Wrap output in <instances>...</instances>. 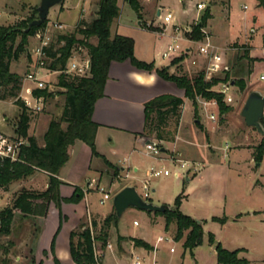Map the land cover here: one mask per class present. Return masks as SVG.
Returning a JSON list of instances; mask_svg holds the SVG:
<instances>
[{
	"label": "rangeland",
	"instance_id": "obj_1",
	"mask_svg": "<svg viewBox=\"0 0 264 264\" xmlns=\"http://www.w3.org/2000/svg\"><path fill=\"white\" fill-rule=\"evenodd\" d=\"M71 1L78 0H67ZM178 0H172L174 3V9L168 7H162L165 11H170L175 17L179 15V3ZM200 1L206 3V9L211 8L219 9L220 12H225L226 15L229 10V0H184L183 8L185 10L196 9V4ZM100 3V0H98ZM168 2V1H167ZM41 0H0V26H12L21 21L36 19V9L40 5ZM142 6V16L139 17L137 13L123 0H119L120 8L122 9L120 18L115 22L112 31L118 26L119 32L129 37H133L140 44L144 38L143 35L151 37L155 40V35L150 32L154 31L158 35L161 32V20L156 17V9L160 6L157 4V0H140ZM256 0H232L231 2V17L233 27L227 28L224 25L219 24L215 31L219 35L221 40H227L233 37L234 34L239 32H249L251 30H257L255 37L254 32L246 33V37L243 40H234L227 46H219L215 39H213L216 46L222 51L226 57V61H229V65L241 63L248 67V61L244 58L240 60V57L248 50L251 56V45L257 48L255 55H262L264 53V11L256 6ZM63 6V3L60 7ZM243 6H246L244 8ZM56 6L50 10L48 25L50 29V37L56 40L59 35L74 33L76 30H65V27L61 30H55L53 24L59 23L54 20L55 12L60 9ZM214 8V9H213ZM63 9V8H62ZM225 9V11H224ZM177 10V11H176ZM198 13V17L193 20L192 24H178L182 27L190 26L191 29L201 21L202 14ZM196 14V15H197ZM139 17V18H138ZM86 19H91L86 17ZM63 24H73V21H65L61 19ZM57 21H60L58 18ZM143 22L140 25V22ZM61 22V21H60ZM176 23V22H175ZM70 29V28H69ZM193 31V30H192ZM209 30L206 29V32ZM115 32V31H114ZM189 34H185L184 37L188 38ZM213 38L214 34H210ZM219 39V40H220ZM255 39V40H254ZM96 43V39L92 40ZM154 43V42H151ZM186 44V43H185ZM39 42L33 39H29L28 49L33 51ZM76 59H87L86 54H76ZM30 71V61L27 54H22L20 59L12 61L11 72L25 77ZM254 79L251 80L250 76L245 77L247 88L242 91L238 86L232 90L234 102L227 104L230 111L224 115H220L215 107L201 110L198 107V114L191 112L192 101L186 104L184 108L182 127L179 131V127H171L168 129L173 140L168 142H156L154 136H150L149 139L161 149H174V152L166 150L161 158V164L156 165L158 168H166L169 171H173L178 168V165L172 162L170 159L181 157L175 156V144L179 140L180 148L183 146H190L191 153L189 155L185 153V158H191L200 163V166L204 164L205 169H202V180L193 179L190 183L186 182V178L178 180L173 176L151 178L150 189L151 198L157 203V197L162 196L167 200H174L181 193V198L184 195L188 196V201L185 203V210L191 212L192 216H198L203 220H210L213 218L223 219L228 218L227 225H221L216 223H209L205 227L207 233H205L203 245L197 247L191 254L189 250L184 248L188 232L184 234V237L180 240H176L177 226L175 223H171L170 227L166 229V217L163 215L148 213L135 208L128 209L123 216L118 220L116 225L115 221L112 222L110 228V236L108 246L106 249H101V244L96 243L97 254L103 261L102 264H114L113 251H117L122 244L123 237H119V233H125L127 235L135 236V240H142L148 243L149 241H156L158 237L162 236L170 238L172 242H164L160 245V261L159 264H218L215 254V249L208 242L209 232L216 235L217 240L222 243L223 247L234 249L244 248L249 251L245 257L254 261L253 264H264V225L260 222L262 217L252 218V214L256 210L264 208L263 203H260L259 199H255L251 196L250 182H249V165L251 149L258 147L263 137L253 128L246 125L244 118L242 117V109L245 105L248 95L257 90H264V81L261 80V75L264 74V62H258L255 69H253ZM61 74H54L48 80H50L51 90L53 96L49 98L44 106L42 113L38 115H31L30 126L31 129L35 128V123L40 116H51L52 120H60L64 111L66 103V90L58 86ZM175 75H178L175 73ZM182 75V74H181ZM187 76V75H186ZM198 76L192 75L189 78H195ZM232 79H238L232 77ZM251 80V81H250ZM50 88V87H49ZM214 86L212 89H217ZM184 91V90H183ZM14 99H8L6 101H0V133L1 137L6 138L10 143L18 145L20 142L27 144V138L15 133L18 127L20 116L22 111L20 107L14 104ZM199 105V104H198ZM201 114V116H200ZM215 116V120L210 118L211 115ZM47 117V116H46ZM51 119V118H50ZM199 121L200 124H196ZM66 124L62 127L66 128ZM29 133V132H28ZM30 136V133H29ZM35 137V136H34ZM37 141L40 146L44 145V136H38ZM257 139V141H255ZM117 138L110 142L108 138L100 139L98 146L96 144L97 151L104 154L100 160H94L92 164L91 177L100 180V188L106 193L111 194V199L106 201L105 204L100 203L103 195L98 191L96 179L91 180L83 189L84 196L86 193H90L89 199L94 211L106 214L107 216H114L115 209L113 205L114 197L123 188L133 185L136 187L140 194H143V182L145 177L143 173H139L136 180L122 178L119 168L126 158V155L131 150L129 143L127 146L120 145L116 142ZM184 140V141H183ZM17 143V144H16ZM186 144V145H185ZM258 144V146H254ZM146 145L140 143L137 147L140 152L139 157L144 160L147 169L151 167L153 156H149L146 151ZM238 149V150H236ZM242 150V151H239ZM167 153V154H166ZM156 158V157H155ZM158 158V157H157ZM184 160V159H182ZM203 167V166H201ZM118 171V175L115 177V172ZM261 172L264 175V165L261 168ZM192 173L189 174V176ZM264 181V179H263ZM43 186L38 184H29L25 180L19 181L5 191L0 189V211L10 207L15 197L24 189L30 191L38 190L44 191ZM156 188L157 192L153 193V189ZM75 192V191H74ZM74 194V193H73ZM151 200V199H150ZM64 209V208H63ZM186 211V212H187ZM251 214V215H250ZM46 218V217H45ZM41 217L39 218H27L17 219L16 223L12 226L10 234H4L0 232V264H27V261H32L35 258L34 254L39 249L37 238L42 233L44 225L42 224ZM196 220V219H195ZM134 221L139 223V226H134ZM198 221V220H196ZM102 223V222H101ZM203 227L204 224L200 223ZM90 226V223H83L77 225L73 231H77ZM101 224H98L94 229V234L98 235ZM91 227V226H90ZM145 238L140 239V238ZM36 238V239H35ZM111 238V239H110ZM127 242L132 241L131 238H125ZM133 242V241H132ZM117 244V245H116ZM50 248V245H48ZM113 246V248H112ZM151 247V246H150ZM31 248H33L31 250ZM48 248V249H49ZM171 248L175 249V252L170 251ZM68 251V250H67ZM151 251V249H147ZM155 251V249H154ZM106 252V253H105ZM103 254L105 258L103 259ZM240 254V253H239Z\"/></svg>",
	"mask_w": 264,
	"mask_h": 264
},
{
	"label": "trees",
	"instance_id": "obj_2",
	"mask_svg": "<svg viewBox=\"0 0 264 264\" xmlns=\"http://www.w3.org/2000/svg\"><path fill=\"white\" fill-rule=\"evenodd\" d=\"M131 8L142 16L140 0H124ZM259 6L264 8V0H258ZM37 12V9H36ZM121 9L118 0H100L99 10L96 17L91 21H80L74 33L59 35L46 49L51 62L47 66L53 71L63 72L74 54L85 53L90 61V70L84 77L60 75L58 86L66 90V103L60 120H51L48 130L44 135V145L40 146L35 137L29 136L31 116L25 102L20 98L23 77L11 72L12 61L20 59L22 54H27L30 63L31 53L28 52L29 39L42 33L48 20L41 27H34L25 32L34 18L21 21L12 26H0V101L14 99L15 105L20 107L22 114L15 133L26 137L27 144L20 148L17 160L9 158L0 159V189L7 191L10 186L17 182L27 180L37 171L49 174V184L46 190L30 191L24 189L15 197L12 205L0 211V232L10 234L16 220L27 218L47 217L51 205H54L60 214V225L54 235L50 252L53 255L54 264H61L56 256V241L67 218L63 215V204H77L81 202L84 193L77 188L70 198L62 196L61 187L64 184L58 179L60 170L69 161V147L76 141L86 143L94 155H99L96 149V135L98 124L92 120L95 105L104 97V90L109 78V68L113 62L131 61L139 70L156 72L164 80L173 82L179 89L184 90V98L173 95L156 97L145 104L146 124L142 136L149 139L154 136L155 141L168 142L173 140L168 129L180 126L182 108L185 99L192 101L196 115L198 114V101L205 99L216 101L221 115L230 111L224 102V96L212 90L221 82H234L242 91L247 88L245 77L253 73L255 60L250 57L248 50L241 59H247L248 67L241 63L233 64L223 77L207 81L203 72L195 78L186 75L171 74L167 67L156 68L154 63L140 61L135 56V40L132 37L116 35L112 36L111 28L115 20L120 16ZM38 15V12H37ZM207 11L202 20L193 27V32L188 36L195 41L204 39L203 29L210 18ZM96 39V43L92 40ZM184 56L177 58L172 64L184 60ZM238 78L232 79L231 78ZM36 96L51 98L53 95L47 91H36ZM66 124V128L62 125ZM200 124V123H199ZM264 156V139L255 148V160L261 162ZM150 201V200H149ZM182 198H176L173 210L165 213H155L166 217V229L171 223L177 226L176 240L180 241L188 232L184 248L193 252L204 243V229L198 221L181 212ZM152 213V212H148ZM116 211L114 216H107L101 223L98 235L94 229L98 223L92 222V226L72 231L70 233V254L75 264H102L97 254L96 243L101 244L104 250L108 246L110 228L113 221H117ZM213 221L225 224L228 219L213 218ZM135 246L151 249L142 240L131 239ZM208 242L215 247L218 264H250L247 259L239 257V250L228 251L217 241L212 233L208 235ZM44 256L48 252L44 251ZM32 264H36L32 259ZM39 264H42L39 263Z\"/></svg>",
	"mask_w": 264,
	"mask_h": 264
},
{
	"label": "crops",
	"instance_id": "obj_3",
	"mask_svg": "<svg viewBox=\"0 0 264 264\" xmlns=\"http://www.w3.org/2000/svg\"><path fill=\"white\" fill-rule=\"evenodd\" d=\"M183 1L184 0L177 1L179 3V7H180V4H181V7L179 9V15L176 17L177 21L175 22L178 24H182V23L192 24L193 20H195L198 17V14L196 12L198 13L202 12L197 9V4L200 2H204V1H200L196 4L195 11L193 9L185 10L183 8ZM123 2L126 3L124 0ZM171 2L172 0H157V4L160 6V8L158 7L156 9V14H155L156 17H159L158 12L160 9L165 11L162 7H168L171 10L174 9V3H171ZM231 2L232 0H229V10H228L227 15L225 12L223 13L220 12L219 9L213 8L214 10L212 11L211 8H207L205 9V12L202 14V17H201V20H202L206 12L210 11L211 16L207 20L204 30L206 31L207 29L209 30L208 32L210 34L211 33L214 34L215 36L214 38L210 35L211 40L214 43L213 39H215L219 46H227L234 40H239V39L243 40L246 37V33L254 32L255 37L258 34L257 30L254 29L249 32L241 31L239 32V34H234L232 38L227 39L225 41L219 38V35L215 31V28H217L219 24L224 25L227 28L229 27L234 28L232 24V17H231ZM118 3H119V0H118ZM256 4H257L256 5L257 8H260L264 11V8L259 6L258 0H256ZM60 6L61 5H59V7ZM243 7L245 8L246 6H243ZM98 10H99L98 0H78V1H71V3L65 0L63 2V6L60 7V9H58V11H56L54 14L55 17H57V19L59 18L61 22L57 21V19H55L54 21L59 22V24L63 25V27H65V30H73L75 28L77 29L80 21L82 20L91 22L96 17ZM121 12H122V9H121ZM87 16L90 17L91 19L90 20L86 19ZM120 16H121V13H120ZM61 19L65 21L71 20L73 21V24L72 23L63 24L64 22ZM117 20H115V22ZM115 22L113 23L112 27H114V24H117ZM142 24L143 22L141 21L140 25ZM118 26L119 25H117V28L114 30L115 32L112 31V28H111L112 36H116V35L126 36L119 32ZM186 27L191 28L190 26H187V25ZM150 32L155 35V40H152L151 37L148 39L149 36L143 35L144 38L141 40L139 44L137 40L132 37L135 40V56L138 60L146 62V63H154L156 68L167 67L171 74L176 73L178 75L182 74V75L192 76V75H196V74L203 72L204 67H205L204 58L197 57L199 61L197 66H193L190 63V60H191L190 58L192 55L188 57L186 56V58H184L183 61L176 63V64H172L173 61L164 60L161 55L166 49L167 45L169 44L170 37L168 35H165V36L158 35L156 32L151 31V30ZM168 34H171L170 29L168 30ZM31 39L39 42V39L37 36L31 37L30 40ZM151 42H154V43H151ZM256 49L257 48L252 43L250 57L255 60L254 69L256 68L258 62L260 63L264 62V53L259 56L255 55ZM29 51L30 49H28V52ZM225 61H226V57H225ZM226 63L228 65L230 64L228 60L226 61ZM229 67L231 66L229 65ZM263 75L264 74H262L261 77ZM250 79L251 80L254 79L253 74L250 76ZM235 87L236 86L234 85V88ZM261 91L264 92L263 89ZM163 95H173L176 97L184 98V91L182 89H179L175 83L161 78L156 72H148V71H143V70H139L135 68L133 64L131 63V61L129 60L125 62H113L111 64L109 68V78L105 85L104 97L97 101L94 112H93L92 120L94 123L98 124L99 126L97 130V135H96L97 146H98V143L100 142V139L102 138H108L110 142H113V139L117 138L116 142L120 143V145H123L124 147L127 146L126 145L127 143H129L128 146L131 150L126 155V158H124L123 161L119 162V164H121V167L119 168V172L122 178H125L126 180L128 178L136 180L138 177L137 175L145 171V173L142 174L143 177H145L144 182L146 180H149V183H151V179L149 177L150 169L152 167H157L156 165L161 164V162H164L162 160H166L163 158L153 157L154 159L151 163V167L147 169L145 166L144 160L139 157L140 152L138 151V148H137L140 146V143L143 144L144 146L147 144V141H152L148 139L147 137L142 136V134L145 131V124H146L145 104L148 101L156 97L163 96ZM187 102L190 103L188 100H186L182 108V117H181V122L179 126V131L181 130V127H182L184 108L186 104H188ZM198 104H199L198 107H200L199 110L201 113V110H203L204 108L202 104V100H199ZM190 105L192 109L191 112L193 113V118H194V113H196L195 108L193 106V103H191ZM212 107H215L216 110H218V108L214 105L208 106V109ZM218 113L220 114L219 110H218ZM51 120H52L51 116H48V115L40 116L37 119V123H35V128L31 129V126H30V129H29L30 136L32 137L35 136L36 139L38 136H44L46 131L48 130ZM196 124H199V121H196ZM0 133H2V131H0ZM177 141L178 142H176L175 144V148H176L175 156L177 158L181 157V159L191 162L198 168V172L186 178V182L190 183L195 178L198 180H202L203 175L201 172H202V169L203 170L205 169L204 164H202L201 166L203 167H201L200 163H198L196 160H191V158H188V156H186L185 158L184 152L186 153L188 152L187 154L189 155V153H191V148H189L190 146L186 144H185L186 146H183L180 148L181 145L179 143V140ZM255 141H257V139H255ZM254 146H258V144L253 145V147ZM166 150H170L171 152H174L173 148L166 149ZM239 151H242V150H239ZM97 152L99 153V155H94L92 153L91 148L82 141H76L73 145L69 147V161L60 170L57 176L58 179L64 183L61 187L62 196L64 198H70L77 188L83 190L85 189V186L87 185L89 181L96 179L90 176L93 170L92 164L94 160H100L101 157H104V154L100 153V151H97ZM247 152H249V155H250V162H249L250 165H249L248 176H249L250 189H251V194H252L251 196H254L256 200L259 199L260 203H263L264 205V181H263L264 175L261 172V168L264 165V156H263L262 161L258 163L255 160V148ZM116 175H118V171L115 172V177ZM25 181L33 185L40 183L41 186L44 187L43 190L44 189L46 190L49 184V174L44 171H37L35 172L34 175H32L30 178H28ZM97 181H98L97 183L98 191L97 192L100 193V189H101L100 180L98 179ZM129 186H133V185H129ZM35 191H38V190H35ZM156 192H157V189L154 188L153 193H156ZM181 194H184V193H181ZM89 195L90 193H86V195L83 197L81 202L77 204H66V203L63 204L64 209L62 210V213L67 218V220L64 221L63 228L57 237L56 249H55L56 256L60 260L61 264H75L70 254V233L77 227V225L89 222L90 226H92L93 221H96L98 224H101V222L108 215V213L103 214V213L94 211V209L92 208L90 199H89ZM150 199H151L150 200L151 202H153L154 204L156 203L154 202L153 198L150 197ZM175 201H176V198L174 200L171 199L169 201L167 199H164L162 196L157 197L158 205H169L173 208ZM187 201H188V196L184 195V198L182 199L181 212L191 217L192 219H196L200 223L204 224L203 225L204 234L207 233L205 230V227L209 225V223L221 224V223L213 221V219H211L210 221V220H203L196 215L192 216L191 212L185 210V203ZM251 216L252 218L262 217V220H260V222L262 223V225H264V208H261V210H256ZM60 221L61 220H60L59 211L56 209L54 205H51L47 217L42 219V224L44 225V227H43L42 233L37 238L39 249L38 251L33 253L35 256L34 259L37 262L36 264H39L41 262L42 264H54L53 255L51 254L50 248L48 245L51 246L52 239L58 230ZM135 222L136 221H134V223ZM227 224H228V221L225 224H221V225L224 226ZM209 233H212V232H209ZM119 237H123V242L121 245H119L118 243V246L120 248L117 249L116 252L115 250L113 251L114 264H138L137 262L139 260H140V264H159L160 254H158V252L160 251V245L162 243L158 244V247L156 248L157 240L154 242L149 241L148 243L150 244L152 250L147 251V249L145 248L135 246L134 242L132 241L127 242V240H125V238L134 239L136 238L135 236L127 235L123 232V233H119ZM140 239H144L146 241V239L143 237ZM224 248L227 249L228 251L239 250L240 251L239 257L243 259H247L245 257L249 253L247 249H244V248L230 249L226 247ZM32 249L33 248H31V250ZM44 251L48 252V256L46 257L44 256L43 254ZM193 253L194 252H191L192 255H194ZM215 254L217 258L216 250H215ZM104 258H105V254H103V259ZM247 260L250 262V264L254 263V261H251L249 258ZM27 262H28L27 264H32L31 261H27Z\"/></svg>",
	"mask_w": 264,
	"mask_h": 264
},
{
	"label": "built area",
	"instance_id": "obj_4",
	"mask_svg": "<svg viewBox=\"0 0 264 264\" xmlns=\"http://www.w3.org/2000/svg\"><path fill=\"white\" fill-rule=\"evenodd\" d=\"M149 1V0H147ZM246 8V7H245ZM197 9L199 11H203L206 9V3L200 2L197 4ZM160 15L159 19L161 20L160 28L162 29L159 33L162 36L168 35L170 37V42L167 45L166 49L162 53V58L168 61H174L177 58L184 56H191L190 63L193 66H197L199 61L198 58L205 59V67L203 73L205 74V78L207 81H212L213 79H219L224 75L226 71L229 70V65L225 61V55L222 51L212 42L209 33H207L204 29L202 30L204 33V39L202 41L192 40L190 37L185 38V34L192 33L193 29L189 27H182L175 23V17L170 11L159 10ZM53 28L55 29H63V25L59 23L53 24ZM171 30V34H168V30ZM50 29L46 27V29L37 34L36 36L39 39V46H37L32 52V62L30 63V71L23 78V85L20 94V98L25 102L26 107L28 108L29 114L38 115L43 112L44 106L49 98L45 96H36V91H47L50 94H54L51 90L50 77L56 74H66L72 76L84 77L88 74L90 70V61L88 59H76V54L71 58L69 64L65 71H53L48 68L47 63L51 62L49 59L46 49L51 46L52 40L50 37ZM186 43V44H185ZM261 80L264 81V75L261 77ZM233 82H221L218 84L217 89H212L213 91L222 94L224 96V102L226 104H232L234 102V98L232 95V90L234 85ZM50 87V88H49ZM202 100L203 109L208 110V106L214 105L218 108L216 101H208L205 99ZM219 110V108H218ZM31 116V115H30ZM212 120H215V116L212 114L210 116ZM17 144V143H16ZM26 143L20 142L18 145L10 143L6 138L0 136V159L9 158L13 161L17 160L18 153L20 148L24 146ZM147 154L153 157L161 158L164 154L161 148L157 146V144H146ZM172 162L178 165L173 171H169L166 168H158L152 167L149 171V177L158 178V177H169L173 176L174 178L181 180L184 178H188L189 174H195L198 172V168L189 161H185L182 159L172 158L170 159ZM143 194L140 196L149 201L150 200V183L149 180H146L143 183ZM103 197L100 199L101 204H105L106 201L111 199V194L106 193L103 189H100ZM135 226H139V223L136 221L134 223ZM173 240L165 237H158L157 245L164 242H172ZM172 253L175 252L174 248L170 250ZM140 264V260L137 262Z\"/></svg>",
	"mask_w": 264,
	"mask_h": 264
},
{
	"label": "water",
	"instance_id": "obj_5",
	"mask_svg": "<svg viewBox=\"0 0 264 264\" xmlns=\"http://www.w3.org/2000/svg\"><path fill=\"white\" fill-rule=\"evenodd\" d=\"M64 1L65 0H41L37 8V18L29 23L25 32L45 24L48 20L50 10L61 5ZM158 15H160V11ZM232 85H235L234 82ZM241 115L246 125L255 129L264 138V92L261 90L252 91L246 100ZM150 143L155 144L153 141H147V144ZM162 151L166 152V149H162ZM113 205L118 218H121L130 208L152 213H165L167 210H173L169 205H156L151 201L144 200L134 186L125 187L117 193L114 197ZM198 223L200 222L198 221Z\"/></svg>",
	"mask_w": 264,
	"mask_h": 264
}]
</instances>
